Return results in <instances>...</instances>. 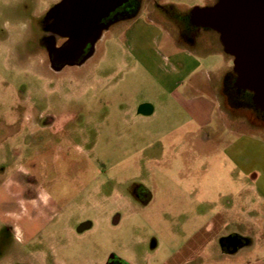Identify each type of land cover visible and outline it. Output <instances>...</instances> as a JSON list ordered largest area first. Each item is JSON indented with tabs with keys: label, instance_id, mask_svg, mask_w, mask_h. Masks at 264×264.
I'll return each instance as SVG.
<instances>
[{
	"label": "rangeland",
	"instance_id": "obj_1",
	"mask_svg": "<svg viewBox=\"0 0 264 264\" xmlns=\"http://www.w3.org/2000/svg\"><path fill=\"white\" fill-rule=\"evenodd\" d=\"M57 1L0 0V264H106L113 255L126 264H264V197L243 165L264 160V121L224 94L232 58L213 46L205 57L179 53L180 38L147 11L133 45L111 35L84 68L55 75L44 46ZM159 1L155 13L177 18L215 2ZM196 65V95L219 99L202 128L176 97ZM142 105L152 115L139 114ZM47 193L42 217L21 210ZM213 219L223 235L252 237L253 248L225 263L215 242L205 247ZM18 226L36 235L31 243L17 241Z\"/></svg>",
	"mask_w": 264,
	"mask_h": 264
},
{
	"label": "flooded vegetation",
	"instance_id": "obj_2",
	"mask_svg": "<svg viewBox=\"0 0 264 264\" xmlns=\"http://www.w3.org/2000/svg\"><path fill=\"white\" fill-rule=\"evenodd\" d=\"M63 1H57L50 14L47 39L44 46L45 63L49 71L55 75H61L69 69L84 68L97 56L101 46L104 45L105 41L111 35L116 36L117 40L124 42L125 45L126 43L128 44L127 35L132 28L140 23L141 15L147 11L149 12L147 19L150 22L158 23L165 28L167 33L175 37L178 36L182 42L191 46L198 44L199 35L202 31L212 33L209 29L196 27L193 24L191 11L185 17L181 18H177L175 13H169L168 11L155 13L156 10L162 8L159 0H118L109 9L107 14L98 17L92 23L87 24L80 31H77L66 21L68 18L67 15L61 14L58 10L59 5ZM217 1L215 0L213 4L206 3L205 7L213 6ZM152 16H155V19H152ZM239 91L240 93L233 94L232 99L230 98L232 103L240 106L254 103V100L248 96L247 91ZM136 194L138 196L146 195L147 191L145 188L140 187ZM46 195L45 200L42 197H40L41 200L37 197H31L28 205L23 206L20 204L19 206L21 210L35 209L38 218H40L42 217L40 207H48L53 203L51 194L47 193ZM28 215H20L21 221L23 222L26 218L30 219L31 216ZM86 229H90V226H86L84 229L82 228V231H86ZM35 236V234L32 236L29 232L22 230L18 226L16 232L18 242L25 245L29 244L34 240ZM239 244L240 241L236 237L227 239V246L230 248L238 247ZM42 264H46L45 260H43ZM106 264L126 263L113 255L108 259Z\"/></svg>",
	"mask_w": 264,
	"mask_h": 264
},
{
	"label": "water",
	"instance_id": "obj_3",
	"mask_svg": "<svg viewBox=\"0 0 264 264\" xmlns=\"http://www.w3.org/2000/svg\"><path fill=\"white\" fill-rule=\"evenodd\" d=\"M118 0H64L58 7L77 31L102 17ZM196 27L219 36L225 55L232 58L235 87L254 95L256 107L264 112V0H218L209 7L191 10ZM139 113L151 114L148 105Z\"/></svg>",
	"mask_w": 264,
	"mask_h": 264
},
{
	"label": "crops",
	"instance_id": "obj_4",
	"mask_svg": "<svg viewBox=\"0 0 264 264\" xmlns=\"http://www.w3.org/2000/svg\"><path fill=\"white\" fill-rule=\"evenodd\" d=\"M134 29L135 28H132V30L127 35L129 46L133 45V43L136 42V36H135L136 31ZM174 42L176 44V48L179 53H188L191 57H201V56L205 57L208 54V52L211 53L210 50L208 49L211 46L215 47V49L218 50V53L224 54L219 41V36L216 34L215 37L213 36L212 33H209L208 31H202L200 33L198 44L196 46H191L189 44L179 41L178 39H175ZM182 68L184 70L187 69L186 66H182ZM197 70H198V65L194 67H190V70L186 78H181L176 82L178 87L182 88L183 90L182 93L183 95L178 93L176 94V97L178 101L182 103L188 115L192 117V119L195 121V123H197V125L200 128H202V127H206L209 123H211V118L214 112L218 109L219 99L216 98V95L213 96L214 98L212 96L199 97L198 95H196L197 93H199V90L197 85L194 83L195 81L194 78L191 77L193 73H195ZM231 70L232 68H229L227 74H229ZM181 74L182 73L178 72V76ZM227 74H225V76ZM200 85L202 86V83H200ZM149 108L151 109V114L144 116H150L154 112L152 107L149 106ZM243 165L252 166L251 169L248 168L250 169L251 172L247 176L253 180L254 184H256L258 187L262 189V191L258 190V196L261 194L264 197V160L249 161L248 159L246 160V162L244 161ZM252 177H254V179ZM223 222L226 225L227 221L224 220ZM222 226L223 225L221 224L219 225V221L217 219H213L208 223V225L206 226L207 243L205 247L215 242L216 245L219 247L220 250L219 254L223 257L225 263H227L229 258H236L242 255L243 252L253 248L255 242L252 239V237L243 236L240 234H232L230 236L223 235ZM217 231L219 232L217 233ZM230 237H236L240 241L238 247L230 248L227 246V239H229Z\"/></svg>",
	"mask_w": 264,
	"mask_h": 264
},
{
	"label": "trees",
	"instance_id": "obj_5",
	"mask_svg": "<svg viewBox=\"0 0 264 264\" xmlns=\"http://www.w3.org/2000/svg\"><path fill=\"white\" fill-rule=\"evenodd\" d=\"M235 81H236V74L234 72L229 73L225 76V80H224V94L228 97V99L230 100V98L232 99V95L233 94H238L240 93V91L235 87ZM248 96L253 100L254 95L252 93L247 92ZM231 101V100H230ZM248 106L253 107L256 112H258L259 117L264 121V112L260 111L255 105L254 103H248L246 104Z\"/></svg>",
	"mask_w": 264,
	"mask_h": 264
}]
</instances>
